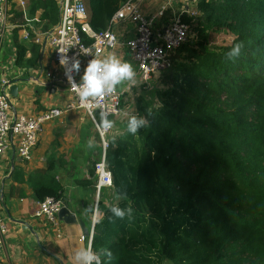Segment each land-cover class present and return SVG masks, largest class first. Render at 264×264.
I'll list each match as a JSON object with an SVG mask.
<instances>
[{
	"label": "trees",
	"instance_id": "trees-1",
	"mask_svg": "<svg viewBox=\"0 0 264 264\" xmlns=\"http://www.w3.org/2000/svg\"><path fill=\"white\" fill-rule=\"evenodd\" d=\"M83 1L101 33L128 0ZM190 1L191 38L159 70L161 87L136 99L147 125L109 141L115 200L91 242L111 252L104 264H264V0ZM31 2L51 29L56 0ZM217 34L229 43L213 45ZM236 43L241 54L229 60ZM16 49V66L38 67L37 45L28 59ZM34 192L63 200L54 180ZM113 206L131 215L117 218Z\"/></svg>",
	"mask_w": 264,
	"mask_h": 264
},
{
	"label": "crops",
	"instance_id": "crops-1",
	"mask_svg": "<svg viewBox=\"0 0 264 264\" xmlns=\"http://www.w3.org/2000/svg\"><path fill=\"white\" fill-rule=\"evenodd\" d=\"M31 1L8 0V28L0 36V78L8 79L18 87L17 97L11 98L13 114L37 115L53 108L63 112L59 118L43 126L29 161L20 159L13 151L0 157V220L6 225L0 264H73L74 250L87 246L80 236L86 235L85 231L89 234L93 225L94 213L90 209H95L96 193L92 169L100 159L101 146L92 122L84 111L75 107L74 97L60 79L52 51L45 40V33L59 21V0H56L58 21L49 30L43 29L42 10L34 11ZM133 1L142 15L157 16L156 29L165 25L172 16L194 9L190 0ZM21 2L24 6L20 5ZM115 28L118 45L99 57L115 53L132 64L136 71L122 45L134 37V24L126 19ZM26 34L29 35L28 40L24 39ZM35 38L38 42L34 41ZM18 45L27 49L25 59L30 57V49L34 45L39 47L37 68L16 66ZM137 80L136 71L133 81L117 87L126 91L123 99L128 97L130 89L136 88ZM126 102L122 103L123 115H137L136 101H130L128 109L124 106ZM126 116L119 118L122 120L120 134L116 137L126 130ZM90 141L94 145L92 148L87 147ZM49 180H54L63 189V201L75 216V223H67L58 215L54 223L34 218L33 213L40 202L34 189L49 186ZM114 200L111 188L102 191L95 224Z\"/></svg>",
	"mask_w": 264,
	"mask_h": 264
},
{
	"label": "built area",
	"instance_id": "built-area-1",
	"mask_svg": "<svg viewBox=\"0 0 264 264\" xmlns=\"http://www.w3.org/2000/svg\"><path fill=\"white\" fill-rule=\"evenodd\" d=\"M24 6V2L20 3ZM195 17L196 11L185 10L178 15L172 16L163 26L156 29L157 16L142 15L133 0L125 2L111 18L107 29L96 33L89 25L87 7L83 0H59V21L48 33H45V40L52 51L53 61L59 71L60 79L64 81L69 93L75 100V107L85 112L99 137L101 146L100 159L94 165L95 174V209L98 207V200L102 191L112 188V176L107 168L105 157L109 149L108 137L113 131H102L96 126L101 110L109 112L110 120L119 119L123 115L122 100L126 91L116 90L111 95L102 99L93 100V103L100 105L94 109L95 115L81 105L79 97L71 89L66 76V69L74 60L80 61V72L73 73L79 83L83 70L90 59L100 56L107 50L118 45L114 33L115 26L122 20L128 19L134 24L135 34L131 39L126 40L122 45L127 49L129 58L134 64L138 80L142 83H149L153 76L159 73L164 67L169 66L170 56L191 38L190 26L182 21V15ZM8 0H0V36L8 28ZM25 40L29 39L26 34ZM85 40H91L87 45ZM38 42V39H34ZM64 50L61 52V50ZM67 57L69 63L61 65V59ZM54 79V77H52ZM9 80L0 78V157L9 151H13L20 159L29 161L38 144L39 136L43 126L62 115L60 109H48L37 115H16L12 112L11 97L8 94ZM64 207V201L47 197L37 204L33 213L34 218L44 219L54 223L55 219ZM97 214L92 218V229L88 235H81L80 240L87 243L92 242L93 227ZM6 225L0 220V250L4 247V236Z\"/></svg>",
	"mask_w": 264,
	"mask_h": 264
},
{
	"label": "clouds",
	"instance_id": "clouds-1",
	"mask_svg": "<svg viewBox=\"0 0 264 264\" xmlns=\"http://www.w3.org/2000/svg\"><path fill=\"white\" fill-rule=\"evenodd\" d=\"M242 45L234 44L226 53V58L235 60L241 54ZM64 50L62 49L61 52ZM61 65L69 63L68 58L65 57L60 61ZM80 72V61L74 60L66 69V76L71 89L79 97L81 105L89 110V113L95 115L94 109L100 108V105L93 103V100L102 99L105 96L116 92L119 85L125 82H131L136 76V71L132 64L125 61L115 53L104 57L94 56L87 63L83 70L80 82L78 83L73 76V73ZM109 112L101 110L99 113V120L96 126L102 131L110 130L113 127V121L108 118ZM147 125V121L140 116L130 115L127 120V132L135 135L138 130ZM93 142H89L87 147L92 148ZM94 214L98 213L97 209H90ZM113 216L123 219L126 215H131V208H121L113 206L110 209ZM102 255L111 258V252L102 249L100 252L93 249L92 243L89 242L87 246H80L74 250L72 261L73 264H104Z\"/></svg>",
	"mask_w": 264,
	"mask_h": 264
},
{
	"label": "rangeland",
	"instance_id": "rangeland-1",
	"mask_svg": "<svg viewBox=\"0 0 264 264\" xmlns=\"http://www.w3.org/2000/svg\"><path fill=\"white\" fill-rule=\"evenodd\" d=\"M114 33L116 34V28L114 29ZM229 41H230L229 38L224 34H217V35L212 37V44L215 46L227 45L229 43ZM150 81L151 82H149V83H142L139 80H137V82H136L137 84L135 85L136 88L130 89L128 97H126V99H123V101L124 100L127 101L126 104L124 103V106L127 107V109L130 107V105H129L130 101L135 102L138 95L139 96L144 95V92H147V94L152 95L155 88L161 87L159 84L160 83V74H156L155 76H153ZM144 84H146V85H144ZM154 103H156V100H154ZM129 116L130 115L128 113V116H126V117H129ZM121 121H122L121 119H115L114 120L113 131L109 135L108 140L110 137L113 138L114 136L116 137L117 135L120 134ZM94 165H95V163H94ZM94 165H93V170H94Z\"/></svg>",
	"mask_w": 264,
	"mask_h": 264
},
{
	"label": "water",
	"instance_id": "water-1",
	"mask_svg": "<svg viewBox=\"0 0 264 264\" xmlns=\"http://www.w3.org/2000/svg\"><path fill=\"white\" fill-rule=\"evenodd\" d=\"M8 94L12 99H15L18 94V87L17 85L10 81L8 85ZM58 217L60 219H63L64 221H67V223H75L76 219L75 216L69 211L67 202L64 201V207L60 210L58 213ZM85 234L88 235V233L85 231Z\"/></svg>",
	"mask_w": 264,
	"mask_h": 264
}]
</instances>
